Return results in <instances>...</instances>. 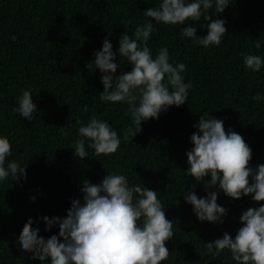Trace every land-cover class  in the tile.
Instances as JSON below:
<instances>
[{
	"label": "trees",
	"instance_id": "trees-1",
	"mask_svg": "<svg viewBox=\"0 0 264 264\" xmlns=\"http://www.w3.org/2000/svg\"><path fill=\"white\" fill-rule=\"evenodd\" d=\"M159 0H0V135L12 145L10 160L25 167L26 181L0 184V264H41L25 256L17 246L28 221L39 227L45 239L59 234V225L45 230V216L65 218L72 201L81 199L83 181L99 184L110 173L128 177L130 184L159 192L166 218L173 221L174 237L166 241L170 255L161 264H236L230 252L204 255L205 243L228 232L233 238L242 227L240 215L264 201L251 195L233 199L205 187L188 176L186 153L194 147L191 136L200 115L224 121V128L240 134L252 150L249 166L264 164V68L246 70L245 55L264 56V0H231L223 12L209 10L213 19L226 21L228 33L221 44L204 48L180 35L181 28L196 26L197 37L207 35V21L185 25L157 24L149 40L153 56L167 47L173 63H185V82L191 81L184 105L170 106L158 119L142 122V130L123 140L131 123L128 105L105 102L102 73L88 68L94 52L108 39L113 45L116 75L132 65L119 58V40L131 37L138 24L152 19L143 12ZM131 21V23H128ZM261 48H256V43ZM32 92L38 109L31 123L15 112L17 97ZM85 105L88 111H84ZM107 120L121 136L116 153L74 155L81 122L93 116ZM251 180V177L249 178ZM192 191L204 197L217 191V203L227 210L222 224L201 222L182 196ZM35 200V204L30 203ZM62 240V238H61Z\"/></svg>",
	"mask_w": 264,
	"mask_h": 264
},
{
	"label": "clouds",
	"instance_id": "clouds-1",
	"mask_svg": "<svg viewBox=\"0 0 264 264\" xmlns=\"http://www.w3.org/2000/svg\"><path fill=\"white\" fill-rule=\"evenodd\" d=\"M230 2L159 0L157 6L146 9L144 16L152 19L138 24L131 37L124 32L119 40V58L132 65L130 72L116 75L117 54L108 39L103 41L101 50L94 52L95 59L87 67L98 68L102 73L100 99L128 105L131 123L124 131L123 140L139 133L143 121L158 119L170 106L184 105L193 88L192 82H185L182 75L187 65L171 62L167 47H161L153 56L149 46L156 30L153 20L157 24L185 25L186 21H199L203 16L210 21L207 35L197 37L194 25L182 27L180 35L204 48L218 47L228 33L226 21L213 19L209 10L215 7L221 13ZM255 46L261 48L259 42ZM243 63L246 70L259 72L264 68V56L249 53ZM262 98L256 94L255 99ZM17 101L14 111L31 123L38 111L32 102V92L23 90ZM83 110L88 111L86 105ZM193 127L198 131L191 136L194 147L186 153L187 177H194L199 183L210 176V180L204 181L206 189L218 185L219 190L233 199L251 195L253 201H264V164L255 168L249 166L252 150L243 137L231 128L226 132L224 121L207 113L200 115ZM78 136L73 149L81 160L89 156L86 146L94 150L96 156H108L116 153L122 142L111 124L95 115L86 124L81 122ZM11 155L9 139L0 135V184L9 178L12 182L26 181L25 167L10 160ZM81 192L83 202L73 200L65 218H43L46 231L59 225L58 235L45 239L39 235V227L34 228V222L28 221L17 240L25 256L31 253V258L41 264H161L168 259L166 241L174 237L173 221L166 218L158 191L130 184L124 174L108 172L99 184L84 180ZM182 196L199 221L224 222L227 210L217 203V191L208 192L204 197L187 191ZM240 222L242 227L234 238L225 232L222 238L205 243L204 255L219 256L228 250L236 264H264V204L243 211Z\"/></svg>",
	"mask_w": 264,
	"mask_h": 264
}]
</instances>
